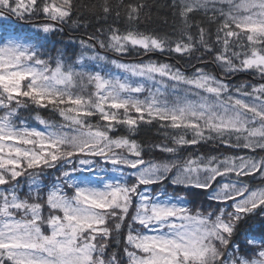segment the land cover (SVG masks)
I'll return each mask as SVG.
<instances>
[{"label":"snow or ice","instance_id":"1","mask_svg":"<svg viewBox=\"0 0 264 264\" xmlns=\"http://www.w3.org/2000/svg\"><path fill=\"white\" fill-rule=\"evenodd\" d=\"M100 7L127 23L80 39L69 63L42 34L78 23L73 0H0V264H264V0H173L179 26L165 35L136 26L142 3ZM12 17L41 19L28 33ZM100 50L203 67L187 75ZM240 73L255 82H226ZM154 121L170 143L133 138ZM203 143L232 154L181 155ZM152 151L167 158L145 159ZM166 183L206 201L192 207Z\"/></svg>","mask_w":264,"mask_h":264},{"label":"trees","instance_id":"2","mask_svg":"<svg viewBox=\"0 0 264 264\" xmlns=\"http://www.w3.org/2000/svg\"><path fill=\"white\" fill-rule=\"evenodd\" d=\"M103 2L104 0H73V4L75 6L73 19L77 20L78 23H69L67 26H65L62 33L42 34L47 35L48 37L44 43L46 45L45 50L49 53V55L52 57L63 55L67 62L72 63L80 55L81 48L78 44L80 39L90 35H95L96 29H106L109 24H115V26L123 28L127 23L126 19L124 18L123 9H119L121 13L119 19L113 15L109 16L105 21L102 19V10L100 7ZM108 2L114 9H116L117 5L120 3V0H108ZM123 2L127 4L129 0H123ZM133 2L142 3L145 5V7L141 10L140 20L136 25L141 31L156 32L160 35H165L173 31L174 25L179 26L174 9L171 7L173 0H133ZM12 19L17 20L16 17H12ZM40 19V17L25 18L22 20H17V23L24 26V29H26L28 33H32L36 30L31 28V25L39 23ZM199 19L200 17L198 16L197 20ZM101 53L106 54L110 59L115 58L126 62H142L147 60L159 63H169L179 68L187 75H191L195 68L203 67L202 61H198L188 56L181 57L179 54L174 52L145 53L139 50H130L129 54L124 56H119V54L106 50H100V54ZM209 59L210 57H205V60ZM206 70L214 71L211 66H209V68ZM225 79L226 82L230 81L231 85L233 86L246 82H255L253 78L244 73L226 77ZM255 79H259V77H256ZM21 115L28 119L31 123H38L34 119L36 113L23 112ZM39 115L46 120H58V117L49 111H40ZM120 134L128 135V130L126 128H121ZM166 135L171 137L175 135V133L166 131L154 121L152 124H141L133 138H135L139 143L150 146L158 143H170V140L165 139ZM221 153L232 154L225 152L224 147L218 146L214 143H203L201 145L186 146L181 151V155L185 157L196 154L218 155ZM166 158V154H161L158 151H152L150 153H146L145 155V159L159 160ZM55 175H58V173H55ZM43 179L46 183H51L50 177H44ZM26 183L28 182L23 179L21 180L22 185H26ZM165 187L170 194L184 195L188 199L193 200L194 203L191 205L192 207H198L200 204L206 201L204 190L191 189L189 192L180 187L172 186L170 183H166ZM156 190H159V186H157ZM23 191H27L26 186ZM240 239H242V237H240ZM113 250L119 251V249Z\"/></svg>","mask_w":264,"mask_h":264},{"label":"rangeland","instance_id":"3","mask_svg":"<svg viewBox=\"0 0 264 264\" xmlns=\"http://www.w3.org/2000/svg\"><path fill=\"white\" fill-rule=\"evenodd\" d=\"M90 55V54H89ZM101 55H106V54H104V53H101ZM107 56V55H106ZM110 59V58H109ZM113 59H115V58H113ZM110 60H112V59H110ZM120 61V60H119ZM121 63H129V64H135V63H140V62H126V61H120ZM143 62H145V63H147L148 61L146 60V61H143ZM154 62V61H153ZM91 63L92 62H89V64L91 65ZM111 71H113V72H116L117 74H119V70L118 69H115V67L114 66H112V65H108L107 66ZM84 86H85V88L88 90V91H91V87L90 86H88L87 85V82L85 81L84 82ZM46 120V119H45ZM33 124V126H36L38 123H32ZM40 127H43V126H40ZM111 175H116V174H111ZM178 196H183V197H186V196H184V195H178ZM187 198V197H186Z\"/></svg>","mask_w":264,"mask_h":264}]
</instances>
